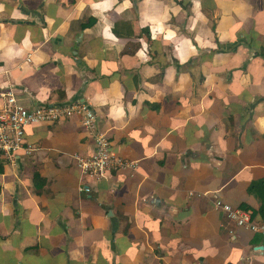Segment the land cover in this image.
Instances as JSON below:
<instances>
[{
	"label": "crops",
	"instance_id": "crops-1",
	"mask_svg": "<svg viewBox=\"0 0 264 264\" xmlns=\"http://www.w3.org/2000/svg\"><path fill=\"white\" fill-rule=\"evenodd\" d=\"M1 85L89 103L131 165L84 177L80 117L27 125L33 153L0 157V264H264L214 205L264 223V0H0Z\"/></svg>",
	"mask_w": 264,
	"mask_h": 264
},
{
	"label": "built area",
	"instance_id": "built-area-1",
	"mask_svg": "<svg viewBox=\"0 0 264 264\" xmlns=\"http://www.w3.org/2000/svg\"><path fill=\"white\" fill-rule=\"evenodd\" d=\"M0 98L3 99V104L0 105L1 158L13 162L20 150H25L27 154L33 153L34 146L28 144L25 138L27 125L56 122L78 116L84 128L96 142V150L93 154L76 153L73 155L82 176L93 179L103 178L113 170L131 165L114 151L108 135L99 130L97 112L89 103L76 99L60 104L38 102L27 106L17 98L12 85L0 86ZM80 190L90 192L92 189L81 185ZM214 205L237 226L264 234V223L255 222L251 210L234 207L219 198Z\"/></svg>",
	"mask_w": 264,
	"mask_h": 264
},
{
	"label": "trees",
	"instance_id": "trees-1",
	"mask_svg": "<svg viewBox=\"0 0 264 264\" xmlns=\"http://www.w3.org/2000/svg\"><path fill=\"white\" fill-rule=\"evenodd\" d=\"M92 23H94V21H91V22H88L87 24H84V27H86L87 25H91ZM128 26H129V32H128V34H132L133 33V29H132V26H131V23H128ZM116 31V33L117 34H119L120 35V31H118V30H115ZM254 188H256V185H254V187H253V189Z\"/></svg>",
	"mask_w": 264,
	"mask_h": 264
}]
</instances>
